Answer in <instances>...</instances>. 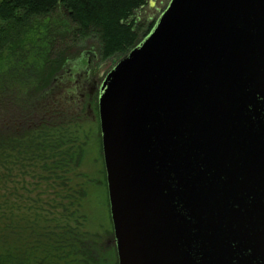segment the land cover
Wrapping results in <instances>:
<instances>
[{"label": "water", "instance_id": "1", "mask_svg": "<svg viewBox=\"0 0 264 264\" xmlns=\"http://www.w3.org/2000/svg\"><path fill=\"white\" fill-rule=\"evenodd\" d=\"M97 113L118 264H264V0H170Z\"/></svg>", "mask_w": 264, "mask_h": 264}, {"label": "trees", "instance_id": "2", "mask_svg": "<svg viewBox=\"0 0 264 264\" xmlns=\"http://www.w3.org/2000/svg\"><path fill=\"white\" fill-rule=\"evenodd\" d=\"M149 1L0 0V264H118L112 225L104 239L87 230L83 195L65 182L81 148L41 103L70 58L68 41L93 40L100 60L121 59L155 25L136 22Z\"/></svg>", "mask_w": 264, "mask_h": 264}, {"label": "rangeland", "instance_id": "3", "mask_svg": "<svg viewBox=\"0 0 264 264\" xmlns=\"http://www.w3.org/2000/svg\"><path fill=\"white\" fill-rule=\"evenodd\" d=\"M169 1L150 0L135 12L137 24L145 30L148 24L157 21ZM67 43L71 48L68 53L70 58L44 94L41 104L46 110L45 117H49L52 122L61 123L60 125L65 128H70L72 134L69 136L70 139L72 137L70 146L81 148L79 158L77 161L74 160L66 172L68 180L65 182L67 188L75 195L76 191L83 195L80 200L81 211L87 218V230L98 232L104 239L103 230L110 229L111 221L98 115L92 104L94 102L97 105L100 84L120 59L113 57L106 61L100 60L97 53L98 44L93 40L83 45L76 41V46L71 40ZM46 185L41 183L39 187L42 198L52 193ZM57 192L61 195L59 188Z\"/></svg>", "mask_w": 264, "mask_h": 264}, {"label": "flooded vegetation", "instance_id": "4", "mask_svg": "<svg viewBox=\"0 0 264 264\" xmlns=\"http://www.w3.org/2000/svg\"><path fill=\"white\" fill-rule=\"evenodd\" d=\"M44 111H46V110H43V115L45 114V115H47L46 113H44ZM48 113V112H47ZM97 115H98V113H97ZM49 122L51 121L50 119H49V117H45ZM52 122V121H51ZM53 123H56V122H53ZM104 176H105V171H104ZM106 183V182H105Z\"/></svg>", "mask_w": 264, "mask_h": 264}]
</instances>
